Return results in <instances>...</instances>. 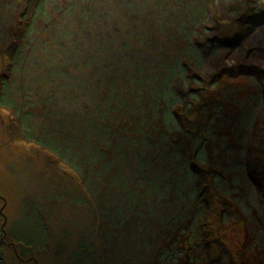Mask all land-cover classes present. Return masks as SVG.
<instances>
[{
	"label": "rangeland",
	"instance_id": "rangeland-1",
	"mask_svg": "<svg viewBox=\"0 0 264 264\" xmlns=\"http://www.w3.org/2000/svg\"><path fill=\"white\" fill-rule=\"evenodd\" d=\"M0 264H264V0H0Z\"/></svg>",
	"mask_w": 264,
	"mask_h": 264
},
{
	"label": "trees",
	"instance_id": "trees-1",
	"mask_svg": "<svg viewBox=\"0 0 264 264\" xmlns=\"http://www.w3.org/2000/svg\"><path fill=\"white\" fill-rule=\"evenodd\" d=\"M199 173H200V174H203L202 170H199ZM2 212H3V211H2ZM2 212H1V215H2Z\"/></svg>",
	"mask_w": 264,
	"mask_h": 264
}]
</instances>
